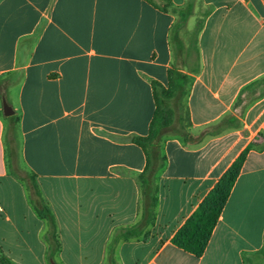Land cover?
Segmentation results:
<instances>
[{"label":"crops","instance_id":"obj_1","mask_svg":"<svg viewBox=\"0 0 264 264\" xmlns=\"http://www.w3.org/2000/svg\"><path fill=\"white\" fill-rule=\"evenodd\" d=\"M153 83L174 91L190 139L162 137L155 222L117 245L116 264H264V0H0V247L13 263L50 261L47 223L9 167L7 118L17 167L56 218L55 262L105 264L115 230L141 217L147 158L131 138L148 135ZM246 150L205 253L177 248Z\"/></svg>","mask_w":264,"mask_h":264},{"label":"trees","instance_id":"obj_2","mask_svg":"<svg viewBox=\"0 0 264 264\" xmlns=\"http://www.w3.org/2000/svg\"><path fill=\"white\" fill-rule=\"evenodd\" d=\"M187 9L188 7L180 10L175 9L173 12L182 17L183 12ZM152 85L156 110L149 126L148 135L131 138L132 142L145 152L147 158L145 170L137 177L141 188V217L136 224L119 227L115 230L107 245L105 264H116L114 259L115 249L121 241H129L140 237H143L145 241L148 240V234L145 232L155 222V210L158 203L157 174L164 166L165 161L160 147L162 137L168 133H174V135L182 136L186 140L190 139V134L186 132L184 126V113L175 112L168 103L174 98V91L172 89L165 90L156 83ZM7 120L9 122L5 138L7 159L9 167L13 170L15 161L17 163L20 161L19 117L13 115L7 118ZM169 129L172 130L168 131ZM204 135H206V130L201 134V136ZM247 155L248 150L243 152L230 169L220 178L197 210L174 235L172 239L173 245L197 258L205 253L213 231L243 169ZM23 172L25 173L24 176H20L16 171L14 175L27 185L31 204L39 218L47 223L48 227L43 239L48 245L47 259L53 261L61 249L56 218L49 204L45 201L35 176L25 170ZM0 264H15L3 253L1 247Z\"/></svg>","mask_w":264,"mask_h":264},{"label":"water","instance_id":"obj_3","mask_svg":"<svg viewBox=\"0 0 264 264\" xmlns=\"http://www.w3.org/2000/svg\"><path fill=\"white\" fill-rule=\"evenodd\" d=\"M2 104H3V112H4V115H5L6 117H9V116H11V115L14 114L13 109H12L11 106L7 103V101H6L5 99H3ZM52 264H56V263L52 262Z\"/></svg>","mask_w":264,"mask_h":264},{"label":"rangeland","instance_id":"obj_4","mask_svg":"<svg viewBox=\"0 0 264 264\" xmlns=\"http://www.w3.org/2000/svg\"><path fill=\"white\" fill-rule=\"evenodd\" d=\"M2 94H3V92H2ZM177 113H180L179 111L177 112ZM176 126H177V124H176ZM175 126V127H176ZM172 129H169L168 131H171ZM18 164L19 163H17L16 161H15V167L17 168V171H18V174L20 175V176H24L25 175V173L22 171V170H24L23 168L22 169H20V167H19V169H18ZM20 165V164H19ZM56 260H53V261H50L49 262V264H52V262H54V263H56V264H58L57 262H55Z\"/></svg>","mask_w":264,"mask_h":264},{"label":"built area","instance_id":"obj_5","mask_svg":"<svg viewBox=\"0 0 264 264\" xmlns=\"http://www.w3.org/2000/svg\"><path fill=\"white\" fill-rule=\"evenodd\" d=\"M0 211H2V209L0 208Z\"/></svg>","mask_w":264,"mask_h":264}]
</instances>
